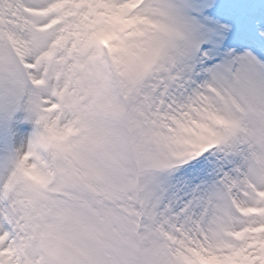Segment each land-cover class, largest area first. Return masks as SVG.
<instances>
[{"label": "snow or ice", "instance_id": "obj_1", "mask_svg": "<svg viewBox=\"0 0 264 264\" xmlns=\"http://www.w3.org/2000/svg\"><path fill=\"white\" fill-rule=\"evenodd\" d=\"M0 264H264V0H0Z\"/></svg>", "mask_w": 264, "mask_h": 264}]
</instances>
